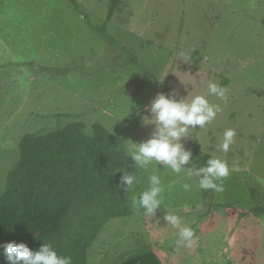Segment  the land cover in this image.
I'll return each instance as SVG.
<instances>
[{
    "label": "rangeland",
    "instance_id": "1",
    "mask_svg": "<svg viewBox=\"0 0 264 264\" xmlns=\"http://www.w3.org/2000/svg\"><path fill=\"white\" fill-rule=\"evenodd\" d=\"M74 1L77 9L69 0H0V199L25 135L59 134L83 122L91 136L100 124L132 173L130 142L124 143L146 141L154 127L140 119L148 115L144 106L158 93L177 100L206 95L213 82L226 89V100L208 97L221 112L182 143L195 167L205 155L228 163L224 190L201 189L198 177L150 165L136 170L131 192L138 198L149 177L160 175L162 206L194 230V243L177 245L178 229L163 220L165 209L149 217L132 205L129 216L99 232L88 264H124L149 253L161 264H264V214L255 213L264 201L253 199L264 200V0H121L107 25L114 44L87 24L103 25L110 0ZM227 129L236 135L224 152ZM25 200L36 226L4 235L6 242H34L53 226L35 209L31 182Z\"/></svg>",
    "mask_w": 264,
    "mask_h": 264
},
{
    "label": "trees",
    "instance_id": "2",
    "mask_svg": "<svg viewBox=\"0 0 264 264\" xmlns=\"http://www.w3.org/2000/svg\"><path fill=\"white\" fill-rule=\"evenodd\" d=\"M75 9L77 3L69 0ZM121 0H110L105 22L100 27L89 23L93 32L107 42L114 40L107 25L121 10ZM84 133L83 122L70 123L59 134L25 135L19 145V161L6 179V192L0 199V245L36 225L29 216L32 207L26 203L28 185L32 183L34 207L53 222L52 228L34 242L25 243L38 250L48 242L62 256H70L73 264H88V251L99 232L112 220L125 218L132 211L131 192L117 188L126 168V154L116 146L114 136L100 124ZM212 158L205 155L195 163L206 165ZM256 203H262L253 195ZM255 213L264 214L257 207ZM2 253V249H0ZM160 255H141L124 264H161ZM0 264H6L0 254Z\"/></svg>",
    "mask_w": 264,
    "mask_h": 264
},
{
    "label": "clouds",
    "instance_id": "3",
    "mask_svg": "<svg viewBox=\"0 0 264 264\" xmlns=\"http://www.w3.org/2000/svg\"><path fill=\"white\" fill-rule=\"evenodd\" d=\"M178 55L186 62L190 60L188 52L181 51ZM210 96L226 100V89L209 82L206 95L199 94L191 97L188 95L184 99L177 100L174 95L158 93L149 105L144 106L148 115H141L140 119L144 126H154L153 131L146 141L133 143L128 140L124 143L130 142L128 157H131L135 170L132 173H127L125 170L118 171L122 175L117 188L125 193L134 191L139 183L137 169L146 170L150 165H161L163 169L171 170L175 174L184 173L188 178L198 177V186L201 189L222 192L223 179L230 174L228 163L213 157L206 161L205 166L197 168L193 164L192 152L182 143L190 137L191 131L197 128L203 129L221 112L219 104L209 101ZM235 135L234 129L225 130L220 144L222 151L229 150ZM186 165L188 167H185ZM182 187L185 191L190 190L188 183H184ZM163 192L160 175L153 174L149 177V187L141 192L138 198H133V206L137 210L142 209L144 215L154 217L158 210L165 209L162 206ZM163 220L178 229L176 240L178 246L183 244L191 247L195 240V233L191 227L182 225L181 218L170 214L167 210ZM0 249L6 264H73L70 256L60 255L48 242L42 243L38 250L30 249L27 244L15 241L0 245Z\"/></svg>",
    "mask_w": 264,
    "mask_h": 264
}]
</instances>
